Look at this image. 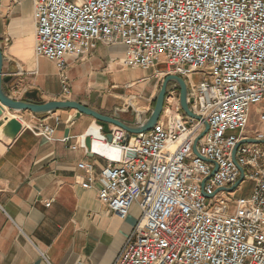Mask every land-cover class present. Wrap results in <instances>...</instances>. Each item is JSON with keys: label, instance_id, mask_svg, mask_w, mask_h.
<instances>
[{"label": "built area", "instance_id": "2783aa9c", "mask_svg": "<svg viewBox=\"0 0 264 264\" xmlns=\"http://www.w3.org/2000/svg\"><path fill=\"white\" fill-rule=\"evenodd\" d=\"M33 18L35 55L55 63L65 94L67 56L100 43L124 46L133 68L165 64L188 88L193 117L173 83L148 132L125 142L112 125L109 140L97 124L70 145L105 160L98 175L92 162L78 167L110 213L140 207L114 264H264V144L248 142L264 140L248 130L253 105L264 120V0H34ZM247 181L251 194L238 198Z\"/></svg>", "mask_w": 264, "mask_h": 264}, {"label": "crops", "instance_id": "0c3cea01", "mask_svg": "<svg viewBox=\"0 0 264 264\" xmlns=\"http://www.w3.org/2000/svg\"><path fill=\"white\" fill-rule=\"evenodd\" d=\"M33 13L34 0H1L0 47L4 71L16 75L13 99L22 100L26 92L37 90L41 102L75 101L112 116L103 110L122 96L121 87L173 76L160 63L143 70V77L123 81L114 67L117 51L125 58L126 48L100 43L85 54L67 56L65 94L55 63L35 55ZM46 65L54 74L45 71ZM0 107V264H114L141 210L135 203L120 219L98 199L97 189L80 184L86 173L79 162L94 163L97 175L106 165L99 156L70 147L97 126L96 120L88 115L75 119L74 109L35 114ZM10 119L21 123L20 131L15 132ZM42 122L55 128L52 137L35 132ZM67 136L71 141L64 143ZM93 149L101 151L97 144Z\"/></svg>", "mask_w": 264, "mask_h": 264}, {"label": "water", "instance_id": "95a60500", "mask_svg": "<svg viewBox=\"0 0 264 264\" xmlns=\"http://www.w3.org/2000/svg\"><path fill=\"white\" fill-rule=\"evenodd\" d=\"M1 3V0H0ZM5 70V62L3 53L0 47V104L4 107H7L10 110L17 111H31L35 114H46L53 111L61 109H74L76 110L75 119L79 118L81 115H88L93 117L98 124L103 126V132L107 135L109 140L112 139L110 133V125H116L123 128L126 131L125 142L131 139H135L137 134L148 132L159 120L161 117L166 91L168 84L170 82L177 83L180 87V104L182 111L185 115L193 117L194 114L190 111L187 101V85L186 82L179 76L173 75L168 76L162 83V87L159 91V94L156 98L155 108L152 111L149 119H147L141 125H135L134 122H127L120 118L117 115H105L102 114L86 105L75 101H50V102H41L38 97L37 90H31L25 93V96L22 100H16L10 97V91L13 88V83L16 75L14 73H7ZM15 86V85H14ZM3 114V109L0 107V115ZM11 125L15 132L20 131L22 128L21 123L16 120H11ZM248 142L254 143H263L264 140H249ZM91 141L87 139V146L90 147Z\"/></svg>", "mask_w": 264, "mask_h": 264}, {"label": "rangeland", "instance_id": "374dc122", "mask_svg": "<svg viewBox=\"0 0 264 264\" xmlns=\"http://www.w3.org/2000/svg\"><path fill=\"white\" fill-rule=\"evenodd\" d=\"M116 54V60H118V62L115 64L114 70L117 72L121 80H132L144 76L143 69H140V71H136L131 68H126L128 65L124 61V58H120L122 56L121 54H124L123 51H121V53L117 51ZM43 67L46 72L54 74V68H52L51 66L46 65ZM165 67L167 68V66ZM202 77V73H195L194 75H192V80L194 82H199ZM162 83L163 81H138L134 83V85H132V87L130 88L121 87L120 90L122 96L118 99H115V101L112 100L111 102H108L106 106L107 109H104L103 111L108 114H118L119 117L124 121L134 122L135 125H141L147 119H149L152 111L154 110L156 98L162 87ZM173 83L174 82H170L168 84V87ZM165 103L167 102H164V104ZM258 106L259 105L256 104L251 108L250 121L248 126L249 134L252 135V133L254 132H259V134L264 136V120L260 119V114L257 108ZM163 115L164 113L162 112L161 117ZM252 187V182L247 181L243 183L242 188L238 190L236 196L238 198L249 196L251 194Z\"/></svg>", "mask_w": 264, "mask_h": 264}, {"label": "bare ground", "instance_id": "6f19581e", "mask_svg": "<svg viewBox=\"0 0 264 264\" xmlns=\"http://www.w3.org/2000/svg\"><path fill=\"white\" fill-rule=\"evenodd\" d=\"M3 107V106H2ZM12 119H10L9 121H11ZM9 124V123H8ZM7 124V125H8ZM5 127V126H4ZM93 129H96V127H94ZM8 131V130H7ZM95 144H97V143H95ZM94 144V145H95ZM94 145H93V147H94ZM97 145H99V144H97ZM100 146V145H99ZM100 148H101V151L99 152V151H95V152H98V153H101V154H104V150H103V148L100 146Z\"/></svg>", "mask_w": 264, "mask_h": 264}, {"label": "flooded vegetation", "instance_id": "af4514ba", "mask_svg": "<svg viewBox=\"0 0 264 264\" xmlns=\"http://www.w3.org/2000/svg\"><path fill=\"white\" fill-rule=\"evenodd\" d=\"M14 75H15V74H14ZM114 115H115V114H114ZM112 116H113V115H112ZM117 116H118V118H120L119 115H117ZM120 119H121V118H120Z\"/></svg>", "mask_w": 264, "mask_h": 264}]
</instances>
